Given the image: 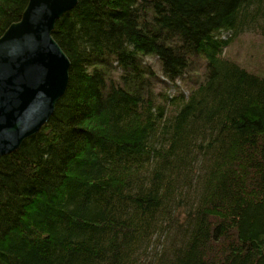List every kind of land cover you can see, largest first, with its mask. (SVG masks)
I'll return each instance as SVG.
<instances>
[{
	"label": "trees",
	"instance_id": "16d2710c",
	"mask_svg": "<svg viewBox=\"0 0 264 264\" xmlns=\"http://www.w3.org/2000/svg\"><path fill=\"white\" fill-rule=\"evenodd\" d=\"M247 33L264 0H77L68 87L0 158V264H264V74L224 56Z\"/></svg>",
	"mask_w": 264,
	"mask_h": 264
},
{
	"label": "water",
	"instance_id": "95a60500",
	"mask_svg": "<svg viewBox=\"0 0 264 264\" xmlns=\"http://www.w3.org/2000/svg\"><path fill=\"white\" fill-rule=\"evenodd\" d=\"M76 3L28 0L0 36V158L38 133L68 87L70 64L51 35Z\"/></svg>",
	"mask_w": 264,
	"mask_h": 264
},
{
	"label": "rangeland",
	"instance_id": "374dc122",
	"mask_svg": "<svg viewBox=\"0 0 264 264\" xmlns=\"http://www.w3.org/2000/svg\"><path fill=\"white\" fill-rule=\"evenodd\" d=\"M224 56L255 73L264 74V39L260 35L247 33L236 38L224 52ZM158 71L156 61L145 60ZM161 76L160 72H158ZM180 84V83H178Z\"/></svg>",
	"mask_w": 264,
	"mask_h": 264
}]
</instances>
